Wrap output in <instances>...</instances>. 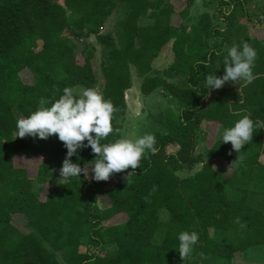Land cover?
Returning <instances> with one entry per match:
<instances>
[{
  "label": "trees",
  "instance_id": "obj_1",
  "mask_svg": "<svg viewBox=\"0 0 264 264\" xmlns=\"http://www.w3.org/2000/svg\"><path fill=\"white\" fill-rule=\"evenodd\" d=\"M195 1L0 0V264H61L58 251L65 264H232L237 253L264 247V205L257 202L264 197V127L255 128L239 152L222 139L203 150L211 124L229 128L244 115L264 121V0H218L219 16L203 12L188 26ZM121 4L128 13L124 44L117 48L101 29ZM143 18L152 23L141 25ZM90 38V49L78 57L77 41ZM243 41L256 50L252 82L207 91L205 76L222 75L226 47ZM97 42L109 48L101 93L117 109L112 125L118 130L101 142L122 137L119 119L127 112L134 68L143 95L161 89L172 100L163 131L154 135L157 151L135 170L111 174L114 182L91 179L95 154L82 148L70 159L89 165L88 174L52 183L42 198L15 160L36 158V179L47 184L67 150L55 134L16 137V120L42 99H57L64 87L95 88ZM169 44L174 60L163 75H154L152 63ZM179 75L185 85L170 81ZM220 159L227 162L224 172L215 167ZM200 164L191 175H179ZM129 171L134 174L126 178ZM108 221L113 223L106 227ZM181 231L199 237L184 261L177 252Z\"/></svg>",
  "mask_w": 264,
  "mask_h": 264
},
{
  "label": "clouds",
  "instance_id": "obj_2",
  "mask_svg": "<svg viewBox=\"0 0 264 264\" xmlns=\"http://www.w3.org/2000/svg\"><path fill=\"white\" fill-rule=\"evenodd\" d=\"M225 53L222 75L217 76L213 71L205 76L204 88L207 91L218 90L228 82L251 83L254 79L252 69L256 50L247 41L226 47ZM46 104L48 106H44ZM40 105L28 116L16 120V137L47 139L55 134L67 150L59 169V178H78L81 173L88 174L89 165L81 167L70 159L82 148L90 147L95 154V159L90 162L91 179L95 181H107L111 174L129 168L135 170L140 167L142 157L147 153L154 155L157 151L156 138L152 133H145L135 139L120 137L101 142L109 134L115 135L118 131L112 125L113 114L117 109L110 99H105L95 88H84L79 95H74L72 88L64 87L57 99L50 103L42 99ZM259 127H264V121H253L249 115H244L233 126L223 130L222 143L230 142L231 149L239 152L252 139L254 129ZM133 174L129 171L126 178ZM198 238L195 231L178 233L177 252L183 261L191 254Z\"/></svg>",
  "mask_w": 264,
  "mask_h": 264
},
{
  "label": "rangeland",
  "instance_id": "obj_3",
  "mask_svg": "<svg viewBox=\"0 0 264 264\" xmlns=\"http://www.w3.org/2000/svg\"><path fill=\"white\" fill-rule=\"evenodd\" d=\"M261 1H258L253 7V12L259 11V5ZM218 0H196L195 3L191 6L189 10V17L186 20V24L191 26L196 23L199 16L203 12H209L210 14H214L219 16L216 13V9L218 7ZM181 4H177L176 8L179 9ZM128 13V8L125 4H121L115 11H113L112 15L107 19L103 28L101 29V35L110 34L112 36L115 47L121 48L124 44L122 37V22L125 19ZM216 13V14H215ZM181 19L177 16L173 18V24L179 25ZM152 23V20L147 18H143L140 20L141 25H147ZM215 23L219 26L223 25V21L221 19L216 20ZM188 31H191V28H188ZM95 41L94 38H90L89 40L84 39L77 41L75 54L79 57L83 50L90 49V42ZM94 70L98 79V83L95 86V89L99 92H102V83H103V63L107 62L109 56V48L99 42L94 46ZM174 56L172 53L171 44L166 45L159 56L153 61V74L154 75H163V72L170 66L173 62ZM132 88L126 93L127 100V112L124 118L119 119L120 124L122 125V137L135 139L138 136H141L145 133L156 134L157 132L163 131V127L161 126V122L165 116V111L172 103L170 98H167L165 92L161 89H157L150 95H143L140 91V85L142 83V78L137 75V72L134 68H132ZM26 73V72H25ZM23 73L25 79H29L28 74ZM170 81L176 83L177 85H185V76L179 75L170 79ZM86 88L85 86H75L73 89V93L79 95L81 90ZM225 128L222 126H217L216 124H211L208 128V140L205 142L203 146V150L207 147H210L213 142L217 139H221L222 132ZM227 144H230L227 143ZM15 164L18 167H25L28 171L29 177L34 179L33 190L35 193L41 195V197H45L48 191L51 190L52 183L57 182H66L69 178H59V169L62 166H57L52 172V176L50 178L51 183L42 184L40 183L37 177L38 170V161L36 158H20L15 160ZM81 166V163H79ZM215 167L219 170V172H224L227 169V162L225 159H220L215 163ZM201 168L200 165H196L194 170L192 171H182L179 172L181 177H186L198 171ZM111 181H117L116 176H110ZM57 198H61L58 196ZM258 203L264 205V197L259 196ZM161 219L166 220L168 218V213L165 210H162L160 213ZM17 223L22 224L24 219L20 216L15 218ZM113 221H108L105 223V226L108 227L111 225ZM65 253L64 251H58L57 256L59 262L61 264H65L63 262V257ZM232 264H264V247H254L246 250L244 253H237L234 256V260Z\"/></svg>",
  "mask_w": 264,
  "mask_h": 264
}]
</instances>
